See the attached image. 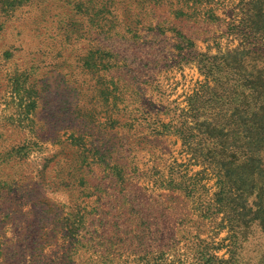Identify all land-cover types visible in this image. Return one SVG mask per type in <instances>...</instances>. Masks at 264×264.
Listing matches in <instances>:
<instances>
[{"label": "rangeland", "instance_id": "1", "mask_svg": "<svg viewBox=\"0 0 264 264\" xmlns=\"http://www.w3.org/2000/svg\"><path fill=\"white\" fill-rule=\"evenodd\" d=\"M258 77L264 0H0V264H264Z\"/></svg>", "mask_w": 264, "mask_h": 264}, {"label": "trees", "instance_id": "2", "mask_svg": "<svg viewBox=\"0 0 264 264\" xmlns=\"http://www.w3.org/2000/svg\"><path fill=\"white\" fill-rule=\"evenodd\" d=\"M263 7L253 6L251 9L255 11L256 14H262ZM242 61V60H239ZM238 71V70H236ZM262 78L258 77L256 80H253L252 82L248 83V90L253 95L256 96V99L259 100L261 97H263L262 92H260V89H262V86L260 83H262ZM261 112L264 114V107L262 106ZM244 110V109H243ZM246 110H244L245 112ZM190 129V128H189ZM259 132L255 134V136H248L244 138L243 145L239 146L240 149L243 150V170L247 171L249 176L253 177L254 175L258 176H264V169L261 166L262 157L260 153V144L261 142L264 143V118L263 122H261L258 126ZM259 144V145H258ZM254 161H258V164H254ZM242 176V183L238 185V191H240V198H244V195H241L245 190L251 189V195L248 194L243 199L244 202L242 206H240L242 209H248L252 212V217L245 221H241L239 227L242 226H250L252 225H258L264 227V201H263V194L264 190L260 187L258 191H256V188L254 186H251L249 183V180H252L243 174ZM251 186V187H250ZM255 189H252V188ZM253 196V200L250 202L247 201L248 198H251ZM262 217L263 220H260ZM247 233V232H246ZM264 259V256L262 257ZM264 262V261H262Z\"/></svg>", "mask_w": 264, "mask_h": 264}]
</instances>
